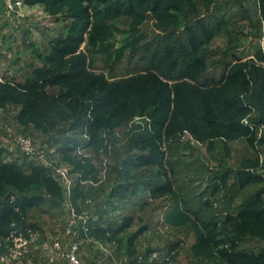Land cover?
<instances>
[{
  "label": "rangeland",
  "instance_id": "374dc122",
  "mask_svg": "<svg viewBox=\"0 0 264 264\" xmlns=\"http://www.w3.org/2000/svg\"><path fill=\"white\" fill-rule=\"evenodd\" d=\"M50 1L24 4L10 12L0 0V83L12 86L29 80L32 70L41 66L38 55L47 52L51 41L65 33L71 23L69 14L81 5L77 1L50 5ZM211 1L212 6L197 17L206 25L221 21L216 34L201 48L206 74L218 75L221 64L231 61L232 55L244 61L256 49L264 53V19L258 14L257 0ZM95 19L109 29L106 39L92 52L94 68L108 79L142 75L146 70L163 75L181 73L188 55L181 26L174 30L160 24L148 7H140L131 15H98ZM193 21L188 22L190 26H194ZM252 94V111L239 124L260 128L255 133L254 150L240 133H225L216 127L205 129L202 139L207 138L205 134L213 135L205 141L194 140L185 131L182 133L187 136H176L178 140L164 137L174 190L152 195L147 192L150 184L162 182L157 172L127 170L124 164L129 126L144 121L135 111L134 101L101 131L97 144L62 156L59 150L64 140L87 139L81 130L73 128L82 123V110L89 108L92 94L81 88L41 87L29 95L0 89V159L23 167L41 166L54 181L52 166L67 169L74 213L72 217L68 212L60 187L61 199L47 196V205L26 212L25 222L36 227L30 238L21 236L18 240L12 234V238L0 240V264H68L62 253L74 243L79 247L81 264H222L211 250L196 245L200 224L185 210H196L207 200L209 211L215 215L212 220L218 224L228 205H241L258 190L259 185H249L239 191L233 176L240 170L264 176V127L258 122L264 114V91L254 86ZM20 138L31 139L44 150L51 168L20 154ZM260 139L263 141L259 143ZM223 172L230 173L228 181L233 186L227 190L221 187L210 197ZM120 186L131 191L127 201L111 198ZM232 194L236 196L230 200ZM100 209L105 220L97 217ZM130 215L133 223L128 230L103 239L93 236L92 228L118 225ZM71 220L74 223L67 234ZM139 230L142 233L135 237ZM258 244L254 238H246L240 247L249 249Z\"/></svg>",
  "mask_w": 264,
  "mask_h": 264
},
{
  "label": "trees",
  "instance_id": "16d2710c",
  "mask_svg": "<svg viewBox=\"0 0 264 264\" xmlns=\"http://www.w3.org/2000/svg\"><path fill=\"white\" fill-rule=\"evenodd\" d=\"M22 1L28 6L49 2ZM67 1H77L81 5L69 14L71 23L65 27V33L51 41L47 52L38 55L41 66L33 69L32 77L23 84L0 83V89L26 95L41 87L81 88L92 94L89 108L82 110V123L73 128L74 131L81 130L87 139L83 142L64 140L59 150L62 156L97 144L101 131L119 118L130 101H134L135 111L144 121L129 126L124 164L127 170L152 169L157 172L162 182L150 184L147 192L152 195L171 194L174 190L173 171L168 167L162 144L164 137L178 140L176 136H182L185 131L194 140L205 141L213 138V135L205 134L207 138L202 139L205 129L216 127L225 133H240L246 145L254 150L259 127L243 126L239 120L252 111L254 86H260L264 91V53L256 49L244 61L232 55L231 61L221 64L218 75L206 74L201 48L216 34V25L221 21L217 19L216 25H206L197 15L212 6L211 0H51L49 4ZM257 1L258 14L264 19V0ZM140 7H148L162 25L173 26L174 30L181 26L183 45L188 50L181 73L163 75L146 70L142 75L108 79L97 72L93 64L92 52L106 39L109 30L95 17L131 15ZM191 19H194V26L188 23ZM258 122L264 127V114ZM208 144L211 147L213 143L209 141ZM223 173L218 184L210 190V197L221 187L227 190L228 186H233L228 181L230 173ZM233 176L239 191L249 185H259L258 190L241 205H228L218 224L212 220L215 215L213 217L209 211L211 205L207 200L196 210H185L200 224L201 233H198L196 245L211 250L222 264H264V176L242 170ZM129 193L126 187L120 186L111 193V198L127 201ZM47 196L57 201L62 197V190L43 167L33 164L23 167L0 159V240L17 233L28 238V233L34 232L36 227L26 223L24 216L29 209L47 205ZM235 196L232 194L230 200ZM232 209L235 211L231 213ZM101 212V209L97 212L100 221L105 220L101 219L105 216ZM203 212L204 217L201 216ZM132 223L133 217L125 216L118 225L95 227L91 232L95 238L103 239L106 235L128 230ZM140 233L137 231L135 237ZM246 238H254L260 244L244 249L240 245Z\"/></svg>",
  "mask_w": 264,
  "mask_h": 264
},
{
  "label": "built area",
  "instance_id": "2783aa9c",
  "mask_svg": "<svg viewBox=\"0 0 264 264\" xmlns=\"http://www.w3.org/2000/svg\"><path fill=\"white\" fill-rule=\"evenodd\" d=\"M5 7L8 11L14 12L16 10H20L23 8L25 5L22 0H4ZM260 128H257L256 132L259 131ZM183 135H186L184 132ZM187 136V135H186ZM17 150L20 154L24 155L25 157L32 158V159H39L40 162H43V165L48 166L51 168V164L47 160V156L45 154V151L42 150L40 151L38 147L34 144V142L31 139L27 138H20L18 139L17 142ZM52 173L53 176L55 177V181L60 185V187L63 189V193L65 195V205L68 210V212L71 214L72 217H74L73 213V206L71 205L70 202V194H71V188H72V182L69 179V174L67 169L63 167H54L52 166ZM73 220L70 221L66 233L70 234L71 233V227L73 226ZM84 233L86 234L87 229H83ZM31 233H28V238ZM16 236V237H15ZM15 238L20 240L21 236L27 239V237L22 234V233H17L15 234ZM12 238V235L10 236ZM9 239V238H8ZM26 241V240H25ZM78 245L77 244H72L68 250L64 253H62L63 257L67 261L68 264H81L78 260Z\"/></svg>",
  "mask_w": 264,
  "mask_h": 264
}]
</instances>
